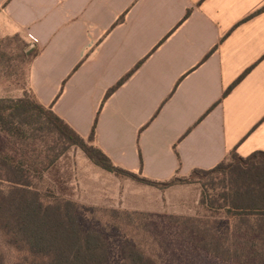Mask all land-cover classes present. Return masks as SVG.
I'll return each instance as SVG.
<instances>
[{"label":"crops","instance_id":"obj_1","mask_svg":"<svg viewBox=\"0 0 264 264\" xmlns=\"http://www.w3.org/2000/svg\"><path fill=\"white\" fill-rule=\"evenodd\" d=\"M15 36L39 54L7 92L0 61V98L27 91L85 139L96 124L116 167L162 183L264 153V0H0Z\"/></svg>","mask_w":264,"mask_h":264},{"label":"rangeland","instance_id":"obj_2","mask_svg":"<svg viewBox=\"0 0 264 264\" xmlns=\"http://www.w3.org/2000/svg\"><path fill=\"white\" fill-rule=\"evenodd\" d=\"M0 51L10 80L3 92L24 88L30 49L15 36L3 40ZM6 120L13 131L0 129L2 264L42 260L19 228L22 199H34L28 192L45 207L74 215L83 233L100 234L107 247L101 251L104 264H127L137 259L134 252L147 264H264V248L241 234L255 226L254 218L247 223L223 208L244 191L246 163L229 159L231 166L218 173H193L186 184L153 188L95 166L36 107L12 110Z\"/></svg>","mask_w":264,"mask_h":264},{"label":"trees","instance_id":"obj_3","mask_svg":"<svg viewBox=\"0 0 264 264\" xmlns=\"http://www.w3.org/2000/svg\"><path fill=\"white\" fill-rule=\"evenodd\" d=\"M190 11L187 12L186 18L189 17ZM124 19V17H122ZM11 39V38H10ZM3 42V41H2ZM0 42V44L2 43ZM32 59H35L39 50L35 46L30 48ZM30 62V64H31ZM141 65V64H140ZM139 67V66H138ZM130 73L125 76L114 88L108 90L106 99L121 87ZM242 75L234 85L226 92L227 96L235 87V85L243 78ZM26 93V92H25ZM24 93V96L18 99L0 98V129L4 131H13L8 128L6 123L7 115H11L12 110L36 109L45 113L49 119V123L54 126L56 131L62 133L72 146L81 148L87 158L97 167L107 171L110 174L124 176L132 181L150 185L153 188H164L188 183V178H175L167 182H154L148 178L131 173L130 171L116 167L106 154L95 145L96 124L89 138L85 139L75 132L63 119L53 113L51 108H46L32 94ZM29 94V96H27ZM224 96V97H225ZM9 113V114H8ZM231 160H240L246 163L249 168L245 176L247 179L243 184L244 191L236 193L233 198H236L232 204L223 207L229 214L237 215L247 223L254 218V227L247 225L241 233L244 236L248 234L255 237V244L258 247L261 245L264 248V153L258 151L253 153L248 158H241L236 152H233ZM5 163H12L4 158ZM231 166V165H230ZM226 161L217 165L210 171H194L193 173H214L227 169ZM30 199H22L19 209L21 210L20 230L25 235V242L29 249L38 256H41L39 264H104V259L101 257V251L107 248L103 237L98 233H83L82 229L76 222V217L64 211L60 206L45 207L39 200L36 193L28 192ZM249 226V228H248ZM137 256L136 260L127 264H147V258L139 252H134ZM102 259V260H101ZM264 260V250L263 258ZM0 264L2 261L0 259Z\"/></svg>","mask_w":264,"mask_h":264}]
</instances>
